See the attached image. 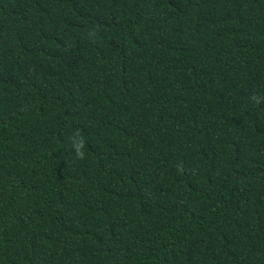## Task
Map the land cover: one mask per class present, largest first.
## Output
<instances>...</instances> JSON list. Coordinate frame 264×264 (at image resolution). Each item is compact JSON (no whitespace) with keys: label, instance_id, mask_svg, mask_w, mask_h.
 Listing matches in <instances>:
<instances>
[{"label":"trees","instance_id":"trees-1","mask_svg":"<svg viewBox=\"0 0 264 264\" xmlns=\"http://www.w3.org/2000/svg\"><path fill=\"white\" fill-rule=\"evenodd\" d=\"M0 264H264V0H0Z\"/></svg>","mask_w":264,"mask_h":264}]
</instances>
